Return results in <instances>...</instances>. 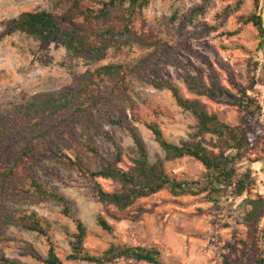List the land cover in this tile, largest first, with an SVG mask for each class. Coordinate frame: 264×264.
<instances>
[{
    "label": "trees",
    "instance_id": "trees-1",
    "mask_svg": "<svg viewBox=\"0 0 264 264\" xmlns=\"http://www.w3.org/2000/svg\"><path fill=\"white\" fill-rule=\"evenodd\" d=\"M150 1L59 0L48 9L38 7L2 21L0 41L15 33L45 43L61 36L66 50L88 63L107 60L112 53L126 47L153 49L144 57L128 61L113 58L106 64L88 69L82 85L75 90L38 91L22 106L0 113V237L2 229L21 227L45 237L48 244L44 256L32 243L26 242L23 256L44 264H63L50 235V223L35 210L24 206L33 201V197H38L59 203L62 213L74 222L76 230L67 232L71 247L67 259L71 261L108 264L126 258L149 264H178L165 261L161 249L156 246H111L102 255L88 252L84 246L86 224L63 194L37 179L36 172H32L34 166L49 173L46 167L39 165L38 160L56 162L77 170L91 181V189L100 202L119 210H125L138 199L163 190L173 196L204 195L217 207L223 199H237L255 185L252 168L243 167V163L260 161L257 153L264 150V131L256 122L252 126L227 124L216 113L209 112L199 99L186 97L175 81L163 75L153 62L154 56L163 57L172 66L185 67L171 51L163 54L161 39L144 30L143 11ZM208 1L203 0L200 6L191 10L192 14L197 11L203 13ZM243 1L237 0L229 8L230 11H238ZM253 1L255 10L246 23H252L257 28L264 43L261 18L264 0ZM139 22L140 29L137 28ZM183 76L189 90L196 95L207 96L219 104L237 106L246 117L258 121L257 115L262 106L255 96L248 94V91L254 90V80L247 87L237 84V92H234L212 74L209 82L201 75L195 77L186 71ZM133 78L157 89H168L176 103L194 117L193 131L179 143L169 141L158 123L151 121L145 124L165 153L164 159L156 156L151 162L148 147L134 126L135 122L141 121V117L132 93ZM105 122L124 128L133 139L137 157L127 169L120 167L123 151L119 145H116L115 153L105 155L91 139L95 134L115 144L112 134L104 126ZM207 135L215 139H208ZM81 136L87 138L82 140ZM252 155H256L255 158ZM183 157L196 159L204 166L205 173L197 179L168 173L164 161ZM87 159L94 160L98 167L91 169ZM98 179L116 182L119 189L108 191ZM251 204L250 223L257 224L264 215V200L258 197L251 200ZM98 224L107 232L114 231L113 225L103 217H98ZM261 237L264 238V230ZM224 263L234 264L228 256L224 257ZM0 264L23 263L0 253ZM249 264H264L261 247L257 248Z\"/></svg>",
    "mask_w": 264,
    "mask_h": 264
},
{
    "label": "rangeland",
    "instance_id": "rangeland-1",
    "mask_svg": "<svg viewBox=\"0 0 264 264\" xmlns=\"http://www.w3.org/2000/svg\"><path fill=\"white\" fill-rule=\"evenodd\" d=\"M57 1L0 0V33L3 31L2 21L38 7L48 9ZM236 1L209 0L203 13L197 11L192 14L191 10L200 6L203 0H151L143 11L144 30L153 32L161 39L163 54L171 51L183 63L185 69L170 65L163 57H153L154 64L163 75L175 81L186 97L199 99L209 112L216 113L229 125L252 126L257 123L264 131V43L257 28L252 23H246L255 10L254 1L244 0L238 11L231 12L229 8ZM140 25L139 22L138 29ZM152 51V48L126 47L112 53L107 60L88 63L67 51L61 36L48 43L20 33L5 37L0 41V113L22 106L38 91L75 90L82 85L88 69L106 64L110 59L128 61L144 57ZM185 71L195 77L201 75L206 82L210 81L212 74L234 92H237V84L247 87L254 80V90L248 91V94L255 96L262 106V111L257 115L258 121L246 117L245 112L237 106L219 104L207 96H198L190 91L184 81ZM131 88L141 117V121L135 122L134 126L148 147L151 162L156 156L164 159L165 153L145 124L151 121L158 123L169 141L179 143L193 131L194 117L176 103L166 88H154L137 78L132 79ZM104 126L112 134L115 144L95 134L91 136L92 141L105 155L115 153L116 145H119L123 151L120 167L127 169L137 157L131 135L124 128L107 122ZM63 136L66 137V134ZM86 138L81 136L82 140ZM207 138L215 139L211 135H207ZM257 156L259 162L243 163V167L252 168L255 185L237 199H223L217 207L204 195L173 196L163 190L138 199L125 210H119L111 204L100 202L94 196L91 181L77 170L56 162L38 160L39 165L46 167L49 173L42 172L37 166L33 167L32 172H36L41 183L70 201L73 210L86 224L84 246L93 255H102L111 246L147 245L161 249L165 261L178 264H225V256L234 264H249L258 247L263 249L264 256V238L261 237L264 215L257 224H251L249 217L253 210L251 200L258 197L264 200V150ZM87 160L91 169L98 167L94 160ZM164 166L168 173L185 178L197 179L206 171L192 157L165 160ZM98 181L108 191L119 189V184L111 180ZM24 206L35 210L50 223V235L63 264H97L67 259L71 253L67 232L75 231L76 226L62 213L59 203L33 197V201ZM98 217L111 223L114 231L103 230L98 224ZM1 233V254L19 259L23 264H44L22 254L26 242H29L46 256L48 244L45 237L14 226L2 229ZM108 264L149 263L121 258Z\"/></svg>",
    "mask_w": 264,
    "mask_h": 264
},
{
    "label": "water",
    "instance_id": "water-1",
    "mask_svg": "<svg viewBox=\"0 0 264 264\" xmlns=\"http://www.w3.org/2000/svg\"><path fill=\"white\" fill-rule=\"evenodd\" d=\"M261 18H262L263 27H264V3H263V5H262ZM263 263H264V256H263Z\"/></svg>",
    "mask_w": 264,
    "mask_h": 264
}]
</instances>
